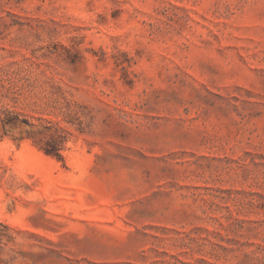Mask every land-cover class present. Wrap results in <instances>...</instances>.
<instances>
[{"label":"rangeland","instance_id":"1","mask_svg":"<svg viewBox=\"0 0 264 264\" xmlns=\"http://www.w3.org/2000/svg\"><path fill=\"white\" fill-rule=\"evenodd\" d=\"M6 117L0 264H264V0H0Z\"/></svg>","mask_w":264,"mask_h":264},{"label":"trees","instance_id":"2","mask_svg":"<svg viewBox=\"0 0 264 264\" xmlns=\"http://www.w3.org/2000/svg\"><path fill=\"white\" fill-rule=\"evenodd\" d=\"M0 121L3 124H8L12 120H10L8 117H6L4 119H0ZM59 145L60 144L58 142L46 143L45 146L42 147V150L46 155H51V156L56 157L57 159H62L61 154L59 153Z\"/></svg>","mask_w":264,"mask_h":264}]
</instances>
